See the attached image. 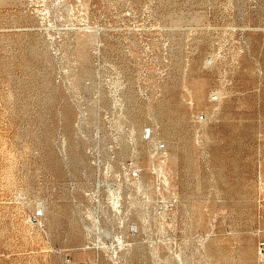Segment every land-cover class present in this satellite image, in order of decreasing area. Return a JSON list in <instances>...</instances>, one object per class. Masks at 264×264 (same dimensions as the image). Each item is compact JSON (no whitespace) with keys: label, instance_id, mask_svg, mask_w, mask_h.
Returning a JSON list of instances; mask_svg holds the SVG:
<instances>
[{"label":"rangeland","instance_id":"obj_1","mask_svg":"<svg viewBox=\"0 0 264 264\" xmlns=\"http://www.w3.org/2000/svg\"><path fill=\"white\" fill-rule=\"evenodd\" d=\"M0 264H264V0H0Z\"/></svg>","mask_w":264,"mask_h":264},{"label":"bare ground","instance_id":"obj_2","mask_svg":"<svg viewBox=\"0 0 264 264\" xmlns=\"http://www.w3.org/2000/svg\"><path fill=\"white\" fill-rule=\"evenodd\" d=\"M46 1V0H45ZM39 2H40V0H39ZM150 3V2H149ZM37 5V4H36ZM35 6V5H34ZM133 9V8H132ZM148 10V9H147ZM38 12V11H37ZM44 15V14H43ZM47 15V14H46ZM57 17V16H56ZM121 22V21H120ZM61 29V28H60ZM135 30V29H134ZM56 32V31H55ZM122 32V31H121ZM122 34V33H121ZM128 34V33H127ZM126 34V35H127ZM139 35H141V34H139ZM158 35V34H157ZM122 36H124V35H122ZM125 38V37H124ZM129 38V37H128ZM131 43V42H130ZM136 54V53H135ZM150 60V59H149ZM140 66V65H139ZM187 86V85H186ZM189 95V94H188ZM129 99V98H128ZM172 100V99H171ZM194 101V100H193ZM179 102V101H178ZM134 103V102H133ZM177 104V103H176ZM180 104V103H179ZM152 106V105H151ZM175 107V106H174ZM150 112H152V111H150ZM149 118V117H148ZM155 119V118H154ZM156 120V119H155ZM153 124V123H152ZM165 127V126H164ZM200 134V133H199ZM227 134V133H226ZM144 135V134H143ZM200 136V135H199ZM200 138V137H199ZM205 139V138H204ZM198 141H200V140H198ZM161 142V141H160ZM154 144V143H153ZM158 145V144H157ZM160 156V155H159ZM161 157V156H160ZM233 162V161H232ZM236 164V163H235ZM136 165V164H135ZM234 165V164H233ZM143 166H145V164L143 165ZM153 166V165H152ZM136 167V166H135ZM138 168V167H137ZM147 168V167H146ZM135 169V168H134ZM169 169V168H168ZM167 169V170H168ZM142 170H143V168H142ZM140 171V170H139ZM168 172V171H167ZM141 175V174H140ZM140 177V176H139ZM173 178V177H172ZM165 180V179H164ZM141 183V182H140ZM151 185V184H150ZM153 185V184H152ZM154 188V187H153ZM138 190V189H137ZM153 190V189H152ZM150 192V191H149ZM148 193V192H147ZM157 193V192H156ZM179 196V195H178ZM145 197V196H144ZM174 199V198H173ZM196 200V199H195ZM147 201V200H146ZM180 202V201H179ZM154 204V203H153ZM180 204V203H179ZM198 205V204H197ZM185 206V205H184ZM148 210V209H147ZM150 210V209H149ZM181 211V210H180ZM184 211H186V210H184ZM147 213V212H146ZM147 215V214H146ZM187 216V215H186ZM161 229V228H160ZM170 230V229H169ZM171 231V230H170ZM211 231V230H210ZM177 232V231H176ZM179 232V231H178ZM209 232V231H208ZM173 233V232H172ZM190 233V232H189ZM159 234H161V233H159ZM208 234V233H207ZM167 235V234H166ZM200 236V235H199ZM162 237V236H161ZM167 238V237H166ZM202 238V237H201ZM170 239V238H169ZM177 239V238H176ZM207 239V238H206ZM163 240V239H162ZM205 242V241H204ZM202 244V243H201ZM203 245V244H202ZM168 249V248H167ZM176 249V248H175ZM197 250V249H196ZM177 251V250H176ZM195 251V250H194ZM169 252V251H168ZM196 252V251H195ZM199 252V251H198ZM176 253V252H175ZM196 254V253H195ZM169 257H170V255H169ZM192 258V257H191ZM175 259V258H174ZM202 259V258H201ZM184 260V259H183ZM167 261H169V260H167ZM192 261V260H191ZM190 262V261H189ZM222 263V262H221Z\"/></svg>","mask_w":264,"mask_h":264}]
</instances>
